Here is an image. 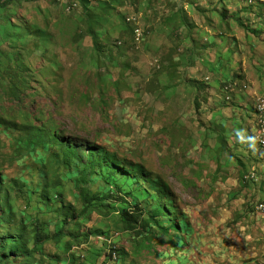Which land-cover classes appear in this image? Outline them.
I'll return each instance as SVG.
<instances>
[{
	"label": "rangeland",
	"instance_id": "rangeland-1",
	"mask_svg": "<svg viewBox=\"0 0 264 264\" xmlns=\"http://www.w3.org/2000/svg\"><path fill=\"white\" fill-rule=\"evenodd\" d=\"M3 4L0 264H264V0Z\"/></svg>",
	"mask_w": 264,
	"mask_h": 264
},
{
	"label": "trees",
	"instance_id": "trees-1",
	"mask_svg": "<svg viewBox=\"0 0 264 264\" xmlns=\"http://www.w3.org/2000/svg\"><path fill=\"white\" fill-rule=\"evenodd\" d=\"M6 2H8V0H6L5 3ZM3 3H0V5H4ZM106 200L107 198L99 197V196H92L89 200L86 199L88 203L90 201L92 203L95 201H106ZM162 212L163 211L160 208H156L155 211L148 218H144L143 209L140 208V206L138 205H134L132 207H128L120 214V221L122 223V226H124L125 230L127 231H138V229L144 230L151 224H155L156 226H159V223L156 220L158 214ZM137 233L140 234L139 231ZM57 237H59L60 239L62 237V234L58 235ZM37 241L38 243H41L42 238H38ZM29 256H32V253L29 254Z\"/></svg>",
	"mask_w": 264,
	"mask_h": 264
},
{
	"label": "built area",
	"instance_id": "built-area-1",
	"mask_svg": "<svg viewBox=\"0 0 264 264\" xmlns=\"http://www.w3.org/2000/svg\"><path fill=\"white\" fill-rule=\"evenodd\" d=\"M6 0H0V3L5 2ZM249 4L253 3V0H248ZM257 109H256V113L259 114L258 115V134H257V145L264 147V98H259L258 101V105H257ZM108 254H110L111 256V260L116 261V254L115 252L111 253L108 252Z\"/></svg>",
	"mask_w": 264,
	"mask_h": 264
},
{
	"label": "clouds",
	"instance_id": "clouds-1",
	"mask_svg": "<svg viewBox=\"0 0 264 264\" xmlns=\"http://www.w3.org/2000/svg\"><path fill=\"white\" fill-rule=\"evenodd\" d=\"M258 146V145H257ZM106 253V252H105ZM108 255V253H106V256Z\"/></svg>",
	"mask_w": 264,
	"mask_h": 264
}]
</instances>
